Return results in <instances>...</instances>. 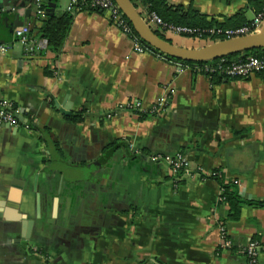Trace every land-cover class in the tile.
<instances>
[{"label": "crops", "instance_id": "0c3cea01", "mask_svg": "<svg viewBox=\"0 0 264 264\" xmlns=\"http://www.w3.org/2000/svg\"><path fill=\"white\" fill-rule=\"evenodd\" d=\"M37 1L0 0V43L10 45L0 55V104L27 118L0 125V264H250L242 249L256 238L264 244V206L245 205L226 222L234 247L222 250L228 206L218 181L175 183L169 164L153 157L181 152L195 169H221L244 198L263 202L264 72L212 81L160 53L136 52L106 11H70V0H40L49 15L74 16L59 54L29 57L15 30L41 24ZM167 1L220 22L256 16L252 0ZM164 97L167 109L145 119L117 109ZM121 141L143 158L125 149L108 156ZM24 220L35 221L30 238Z\"/></svg>", "mask_w": 264, "mask_h": 264}, {"label": "trees", "instance_id": "16d2710c", "mask_svg": "<svg viewBox=\"0 0 264 264\" xmlns=\"http://www.w3.org/2000/svg\"><path fill=\"white\" fill-rule=\"evenodd\" d=\"M136 6L139 8V5L137 4L136 0H132ZM141 5L149 10L157 13L163 20L169 25L173 26H182V27H188L192 29H199L202 32V35H188L191 39H198L199 40H207V43L215 42V40H222L225 37L220 35L217 36L216 34H212L210 32L213 28H220V29H229V28H237L242 26H251L252 20H247L246 17L243 16L242 13L227 19L226 22H220L217 19H210L206 15L199 13L198 11H195L193 9H186L182 5H171L167 0H140ZM252 5L255 8L256 14L262 11L264 7V0H252ZM79 10H82L84 8L91 9V10H99L97 8L91 7L89 0L82 1L80 5L78 6ZM74 14L72 12H66L61 15L52 14L49 15V13L46 14L45 18H41V24L36 27H32L31 34L35 38H45L48 42V46L46 49V53L52 52L54 54H59L62 51V48L64 46L65 40L68 37L71 24L73 21ZM127 19V18H126ZM129 23V21H128ZM130 24V23H129ZM132 28V33H134L138 38L141 44H144L151 53H159L153 48H149L138 36V34L134 31L132 25L130 24ZM162 37H165V35L158 32ZM210 37L211 40H208ZM44 55V53H41ZM164 58L176 62L181 63L182 65H189L195 69L196 67H199L201 70H193L197 74H205L207 75L212 81H218V79L226 78V79H237L229 77L225 72L228 67L232 66L234 63H241L245 61L250 56H256L259 58H264V49L254 50L251 52H247L244 54H234L225 57V61L220 59L205 61V62H185L182 60H178L175 58H171L169 56H166L164 54H160ZM205 65H214L216 68L221 67L222 69H218L217 72H207L203 69ZM264 72V70L262 71ZM13 109H17L15 106H12ZM142 119L147 118V116H154L156 114H149V113H143V114H137ZM74 120H77L76 122L82 121V117L80 115ZM47 129L42 130V132H46ZM45 139V138H44ZM125 149L127 151V155L131 157L141 158L144 155H139L141 153H134L130 150L129 144L121 141L116 142L112 146L109 147L107 150V155L111 156L115 154L118 150ZM143 158V157H142ZM51 160L49 165H51L53 162H56V160ZM172 178L174 179L175 183H181L186 176H184V172L180 171L177 174H172ZM201 179H214L218 181L221 189V195H220V203L225 204L228 206L227 214L225 218H222L219 220V225H224L228 221H237L240 219L242 209L245 205H252V206H264V201H255V200H248L243 197L241 187L239 186V183L237 179H229L223 174L221 169H215L210 174H203L200 175ZM256 241L260 240L258 238L254 239ZM261 243V242H260ZM263 246L264 244L261 243ZM264 251V248L262 249Z\"/></svg>", "mask_w": 264, "mask_h": 264}, {"label": "built area", "instance_id": "2783aa9c", "mask_svg": "<svg viewBox=\"0 0 264 264\" xmlns=\"http://www.w3.org/2000/svg\"><path fill=\"white\" fill-rule=\"evenodd\" d=\"M82 1L84 2L85 0H70L68 10L78 11L79 9L78 6ZM136 2L139 5V9L142 12L143 17L146 19V21L153 28L158 30V32L165 35V37L167 35H181L189 38L188 35H197V36L202 35V32L199 29L169 25L166 22H164V20L157 13L145 9L141 5L140 0H136ZM89 3L91 7L106 11L110 15L112 20L115 23H117L128 36L131 37V39L134 42L136 52L138 53L149 52V49L144 44H141L139 38L134 33H132L131 31L132 28L128 23V20L126 19L123 12L120 10V8L116 5V3L113 0H89ZM36 14L41 18H44L47 14V11L40 0H38L36 4ZM263 26H264V7L261 12L256 14L254 19L252 20L251 26H242V27L229 28V29H220L215 27L211 29L210 32H212V34H216L217 36L222 35L225 37L224 39H226V38L247 35L250 33H255L259 31V29H261ZM32 27H33L32 22L27 21L21 27L15 30L16 39L23 45L29 57H33L41 53L42 51L46 50L48 46V42L45 38H35L32 36L31 34ZM208 38H209L208 40H211L210 37ZM196 40H199V38ZM9 49H10V45L6 43H0V55L7 54ZM221 60H223L222 62H224L225 57L221 58ZM184 67L185 69H192V70L197 69L198 71L201 70L199 67L193 69V67L189 65H185ZM203 69L210 73V72H217L218 69H222V68L221 67L216 68L214 65H205ZM263 70H264V58L250 56L241 63L232 64V66L227 68L225 73L229 77L243 79L261 73ZM117 109L125 110L135 114H143V113L160 114L162 111L167 109V100L164 97L160 99L158 103L152 105L149 108H146L141 101L129 100L126 103L119 105ZM16 110L17 109H13L11 105H8L5 102L1 103L0 125L9 123L12 126H18L19 120L14 116V111ZM153 159L154 160L164 159V162L169 164L172 174H177L178 172L183 171L184 176L186 177H196V176L200 177V175L211 173V172L210 173L204 172V169L202 167H198L197 169H195L192 163L181 154L168 156L165 158L158 156V157H153ZM219 227H220L219 248H221L222 250L233 249L234 243L232 239L229 237L225 226L219 225ZM263 248L264 246L259 241L252 240L249 243H247L242 250L250 264H261L260 256Z\"/></svg>", "mask_w": 264, "mask_h": 264}, {"label": "water", "instance_id": "95a60500", "mask_svg": "<svg viewBox=\"0 0 264 264\" xmlns=\"http://www.w3.org/2000/svg\"><path fill=\"white\" fill-rule=\"evenodd\" d=\"M123 12L129 23L141 40L149 47L171 58L185 62H205L224 58L234 54H244L254 50L264 49V26L255 33L226 38L202 45L200 47H182L162 37L143 17L142 12L132 0H113ZM49 13V10H47ZM63 112L69 114L67 111ZM19 121H27L21 111H14ZM3 125L12 126L9 123ZM17 186V185H16ZM18 188H22L17 186ZM35 224L34 220H24L23 236L30 238Z\"/></svg>", "mask_w": 264, "mask_h": 264}, {"label": "rangeland", "instance_id": "374dc122", "mask_svg": "<svg viewBox=\"0 0 264 264\" xmlns=\"http://www.w3.org/2000/svg\"><path fill=\"white\" fill-rule=\"evenodd\" d=\"M216 41V40H215ZM206 43H204L203 45H205ZM208 44H209V42H208ZM198 47H200V46H198ZM127 102V101H126ZM126 102H124V103H126ZM5 103H7L8 105H10L8 102H5ZM124 103H122V104H124ZM110 115V116H109ZM116 115V113L114 112V111H109L108 112V117H113V116H115ZM156 115H158V114H156ZM30 126H28V128H29ZM177 154H181V155H183L185 158H187L189 161H190V159L186 156V155H184L183 153H181V152H179V153H177ZM177 154H175V155H177ZM174 156V155H173ZM191 162V161H190Z\"/></svg>", "mask_w": 264, "mask_h": 264}]
</instances>
